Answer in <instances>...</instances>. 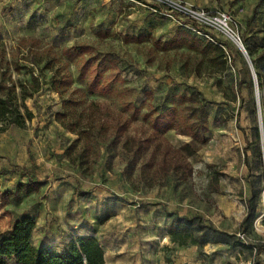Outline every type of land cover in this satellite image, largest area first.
I'll list each match as a JSON object with an SVG mask.
<instances>
[{
    "label": "rangeland",
    "instance_id": "374dc122",
    "mask_svg": "<svg viewBox=\"0 0 264 264\" xmlns=\"http://www.w3.org/2000/svg\"><path fill=\"white\" fill-rule=\"evenodd\" d=\"M199 1L207 3L200 7L233 15L232 26L253 68L226 33H218L233 55L225 68L210 59L212 52L205 56L183 35L163 48L162 43L190 30L172 19L141 13L126 0H0V81L31 82L34 74L39 86V91H29L26 128L0 120V226L10 228L17 218L37 212L43 192L6 196L17 183L39 181L41 191L51 182L46 214L62 217L58 231L71 230L67 219L98 232L105 264H264V3L254 13L258 0ZM191 32L204 42L211 40L205 32ZM75 44H90L94 51L64 53ZM88 59L91 67L84 65ZM99 60L104 85L91 90L88 83ZM54 72L72 75L65 93L74 101L69 109L97 128L107 127L102 130L106 138L112 139L113 126L131 116L128 101L140 108L119 145L111 147L112 160L102 143L88 175L67 157L77 136L55 120L63 105L50 84ZM115 74L121 81L111 79ZM196 90L209 101V131L207 142L187 158L192 176L180 181L172 168L176 149L191 140L179 129L145 143L142 159L129 174L132 151L153 136L151 116L177 104L178 94ZM48 135L59 139L39 152L44 157L49 153L53 169L44 167L47 158L36 163L33 148V137ZM13 136H23L25 143L9 157L7 139ZM3 159L14 164L7 167ZM27 160L35 165L26 167ZM64 165L65 170L59 168ZM248 203L255 213L244 222ZM172 212L201 217L240 245H177L167 232ZM185 230L201 234L191 226ZM257 246H262L259 253Z\"/></svg>",
    "mask_w": 264,
    "mask_h": 264
},
{
    "label": "trees",
    "instance_id": "16d2710c",
    "mask_svg": "<svg viewBox=\"0 0 264 264\" xmlns=\"http://www.w3.org/2000/svg\"><path fill=\"white\" fill-rule=\"evenodd\" d=\"M264 3V0H258L255 5L254 13ZM186 29V28H184ZM190 30V29H189ZM200 31L211 35L213 40L203 41L193 32H179L177 36L165 43L163 48L175 45L183 35L185 39L190 40L189 45L199 48L201 52L208 56L213 53L210 59L219 61L221 66L225 68L227 61L233 60V55L229 50L228 43L222 40L218 33L210 32L204 27L199 28ZM188 43V42H187ZM243 53L249 60L251 68H253L250 60L248 49L242 44ZM94 47L90 44H75L64 50L66 54L83 56L92 54ZM85 66L91 67L90 59L86 60ZM101 60L96 67L92 68L93 76L88 83L91 90H95L101 84L104 85L103 72L99 68ZM254 73V72H253ZM258 74V72H257ZM111 79L121 81L118 74ZM259 83L260 79L258 78ZM36 75H32L31 82H10L4 78L0 81V120H6L9 124L26 128V113L29 111L27 99L30 97L29 91H39ZM73 83L70 73H63L58 76L57 72L50 78V84L62 100L63 111L56 112L55 120L58 121L66 130L74 133L77 138L70 142L67 149V157L69 161L79 166L82 173L88 175L92 172L94 164L101 156V144L106 143L110 153V159L114 157L112 146H117L121 142L123 136L127 133L133 120L140 116V108L133 102L128 101L126 107L133 109L130 117L124 121L115 124L112 128L113 138L104 137L102 130L108 131L103 124L101 128H97L94 122L85 120L82 114L69 109L74 102L70 98L65 97L66 90ZM261 85V84H260ZM209 101L199 90L190 94H178L177 104L166 107L163 111L157 112L151 116V127L153 128V136H149L143 140L132 151L131 158L127 164V171L132 174L138 166L143 156L144 144L153 142L158 135L164 134L171 129H179L181 134L191 138L179 149H176L177 157L172 160V168L178 180H187L193 174V167L187 158L197 152L200 147L207 142V132L209 131V115L206 110ZM3 130L6 129L4 126ZM156 136V137H155ZM259 139V135H258ZM39 181L19 182L13 191L6 193L8 198L19 194L30 195L40 192ZM255 213V206L248 203V212L244 218V222L250 220ZM172 217L167 227L168 235L173 243L183 246L188 244L204 245L210 241L229 243L232 247L240 245L238 241L233 240V235L211 224L206 223L198 216L188 217L179 215L176 212L169 214ZM36 226L35 219L31 215H24L17 219L12 228L3 232L0 227V264H105L104 243L95 235L79 234L72 237L65 250L58 251L47 246H37L33 241V232ZM186 226L193 227L200 235L193 231L185 230ZM257 253L262 250V246H257Z\"/></svg>",
    "mask_w": 264,
    "mask_h": 264
},
{
    "label": "crops",
    "instance_id": "0c3cea01",
    "mask_svg": "<svg viewBox=\"0 0 264 264\" xmlns=\"http://www.w3.org/2000/svg\"><path fill=\"white\" fill-rule=\"evenodd\" d=\"M128 1L129 4L132 5V7L135 9L137 8L139 10V12L141 13H150L152 17H157L160 19L168 18V19H172L169 18L167 16L162 15L160 12H156L153 11L150 8H146L140 4H137L131 0H126ZM188 2L194 4V5H206L207 3L205 2H201L199 0H187ZM158 8V7H157ZM159 10H161L162 8H158ZM174 20V19H172ZM175 22H177L176 20H174ZM178 24V22H177ZM179 25V24H178ZM30 100L32 101L31 97H29L27 99V104L29 106V108H32V103L30 102ZM14 138H9L7 139V141H9V143L6 146V153L7 155H9V157H13L15 155V153L17 152L16 148L19 147L21 148V146L25 143L23 136H13ZM59 138H57L55 135H48L47 138L41 140V138H34L33 137V148L35 149V151L37 152V161L36 163L40 164L41 160L44 158H47L49 160V162H46L44 167H49V169H53L55 168V164L53 162V159H51L49 153L46 154V157L43 156V153L39 152L40 147H45L46 145H49L51 147V145H54L55 142L58 141ZM41 142V143H40ZM49 147V148H50ZM51 159V160H50ZM6 164H8L7 167L11 168V164H14V161L11 160L10 162L7 159H3ZM18 163V162H16ZM26 167H30L35 165V161H31V160H27L25 163ZM49 164V166H48ZM42 168V167H41ZM60 169L65 170L66 166L64 165L63 167L59 166ZM50 183H48L46 185V189L44 190V188H42V190L40 191V193L43 192V194H41V201L40 203L37 205V212L36 213H32L31 212V216L35 219L36 222V226L33 232V241L37 246H47L49 248L52 249H56L58 251H63L66 248V245L68 243V241L72 238V237H76L79 234H92L95 235L99 238L98 232H95L94 230H86V228H84L85 226H80V228H77L74 225V222H69V220L65 219L66 222L70 223V228L71 230H63L62 231H58V227L63 228L61 225L64 220H62L61 218H58V216L54 217L52 214H46L48 213L51 208H50V200H51V196L53 194V188H50ZM45 187V186H42ZM45 191V193H44ZM78 210H84V208L82 209H78ZM48 211V212H47ZM80 211V212H81ZM23 217V216H21ZM19 217V218H21ZM17 218V219H19ZM16 219V220H17ZM15 220V221H16ZM14 221V222H15ZM71 221V220H70ZM13 222V224H14ZM12 224V226H13ZM12 226L10 228H4L3 226H0L3 232H7L9 231ZM169 236V235H168ZM170 237V236H169Z\"/></svg>",
    "mask_w": 264,
    "mask_h": 264
},
{
    "label": "built area",
    "instance_id": "2783aa9c",
    "mask_svg": "<svg viewBox=\"0 0 264 264\" xmlns=\"http://www.w3.org/2000/svg\"><path fill=\"white\" fill-rule=\"evenodd\" d=\"M162 15L172 18L182 27L199 31L200 27L219 34L236 35L232 26L233 15L229 11H211L207 8L194 5L187 0H131ZM162 8L159 10L158 8ZM211 40L214 39L206 33ZM236 41L242 45L236 35Z\"/></svg>",
    "mask_w": 264,
    "mask_h": 264
},
{
    "label": "bare ground",
    "instance_id": "6f19581e",
    "mask_svg": "<svg viewBox=\"0 0 264 264\" xmlns=\"http://www.w3.org/2000/svg\"><path fill=\"white\" fill-rule=\"evenodd\" d=\"M231 37H232L233 39H236V38H235V37H236V35H232Z\"/></svg>",
    "mask_w": 264,
    "mask_h": 264
},
{
    "label": "water",
    "instance_id": "95a60500",
    "mask_svg": "<svg viewBox=\"0 0 264 264\" xmlns=\"http://www.w3.org/2000/svg\"><path fill=\"white\" fill-rule=\"evenodd\" d=\"M240 46H241V49L244 51V48H243V46L240 44ZM263 138V137H262ZM264 140V139H263Z\"/></svg>",
    "mask_w": 264,
    "mask_h": 264
}]
</instances>
